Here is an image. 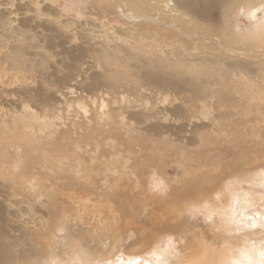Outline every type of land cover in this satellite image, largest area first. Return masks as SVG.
Here are the masks:
<instances>
[{
    "label": "rangeland",
    "instance_id": "374dc122",
    "mask_svg": "<svg viewBox=\"0 0 264 264\" xmlns=\"http://www.w3.org/2000/svg\"><path fill=\"white\" fill-rule=\"evenodd\" d=\"M221 2L198 17L195 9L184 11L193 17V24L188 15L178 12V24L169 20L165 25L142 20L143 16L152 18V13L136 11L130 0L122 4L116 0H0V143L4 146L0 150V227L10 237L4 239L5 244L0 242L10 257L15 253L10 250L19 253L34 244L38 249L35 258L43 264L56 258L55 251L66 261L77 249L98 254L88 255L89 264H151V252L138 258L126 253L138 242L146 241L149 247L162 239V250L170 242L177 254H195L204 264H212L210 258L219 264L222 254L225 264L264 263L254 251L257 237L264 233V222L251 223L248 216L240 220L236 211V198L240 197L245 203L242 212L264 209L259 205L264 204L263 195L255 192L264 183V178L257 182V176L264 175V49L236 50L253 55L230 56L226 50H232L231 42L224 31L228 26L232 32L245 34L263 22L264 4L253 14V9H247L251 2L248 7L245 0ZM195 26L205 31L207 42L193 38L203 35ZM135 30L152 34L151 39L142 40L149 47L145 46L146 52L154 48L172 59L185 52L207 57L201 67L192 65V71L182 74L181 79L191 86L161 90L144 82L143 69H138L142 47L125 42L136 35ZM105 33L113 40L110 48L97 44ZM239 63H244L243 70L224 75L227 65ZM81 65L90 69L85 78L77 80L74 92L67 94L65 87ZM239 77L245 85L237 83ZM142 113L141 117H147L138 119ZM96 115L104 117L99 120ZM13 120H19L16 127ZM107 167L111 170L106 171ZM116 169L133 176L132 188L121 183L116 191L112 177L92 193L65 182L56 186L60 177L74 173L92 178L101 176L102 170L110 174ZM197 174L205 176L202 183L185 180ZM16 176L29 182L24 191L8 187ZM156 176H161L160 191L150 193L148 179ZM181 179L187 182L181 181L185 192L199 194L200 187L211 186L213 193L207 197L199 194L204 196L188 204L176 191ZM15 185L21 186L19 182ZM85 196L89 201L82 199ZM202 200L211 211L204 209ZM223 201L230 203L225 217L217 212ZM94 203L100 213L104 210L102 222L116 216L112 225L120 230L115 235L123 245L119 244L114 255L107 254L113 238L105 236L96 218L84 214L78 218L82 223H75L78 208ZM59 206L69 220L61 232ZM152 214L166 215V220L154 222L149 219ZM21 262L17 256L6 264Z\"/></svg>",
    "mask_w": 264,
    "mask_h": 264
},
{
    "label": "bare ground",
    "instance_id": "6f19581e",
    "mask_svg": "<svg viewBox=\"0 0 264 264\" xmlns=\"http://www.w3.org/2000/svg\"><path fill=\"white\" fill-rule=\"evenodd\" d=\"M101 1V0H99ZM116 1H119L122 3H125L126 0H116ZM243 1V0H242ZM246 4L245 6H249L250 2L252 5V7H248V11H250L251 9H253L252 11L250 12H254L256 11V8L257 6L259 5H262L264 4V0H245ZM111 2V1H110ZM131 3V6L134 7V9L138 12H142L144 13V15H147L149 13H152V18H149L147 17L146 19H144V16L142 17V20H146V21H155L156 23L158 24H165V25H168L166 24L167 21L171 20L173 25L174 24H178L176 21H177V18L175 19L176 17V13L178 12H183L185 13V15L187 16L188 15V22H190L191 24H193V17L191 15H189L187 12H184V11H187L189 9H195V11H197V14L196 16L198 17L199 16V13L201 12H205L206 8L208 7H215V6H218V5H221L220 2L221 0H130ZM94 3V2H93ZM222 3V2H221ZM243 3V2H242ZM241 3V4H242ZM253 3V4H252ZM243 4V6H244ZM124 5V4H123ZM242 8L246 9V7L244 6ZM122 7V6H121ZM262 8L264 9V5L262 6ZM258 9V8H257ZM236 10V8H235ZM144 11V12H143ZM262 12V11H261ZM256 13V12H255ZM234 14V13H233ZM264 14V12H262V15ZM40 16V15H39ZM254 16V15H253ZM258 16V15H257ZM264 17V16H262ZM261 19V18H260ZM263 19V18H262ZM232 21H234L232 19ZM257 21H260V20H257ZM256 21V23H257ZM154 22V23H155ZM227 23L228 20H227ZM235 23V22H234ZM254 24V23H253ZM229 25V24H228ZM250 25V24H249ZM247 25V27L249 26ZM255 27L247 30L246 32L244 31L245 34L241 33V31H234L232 32L229 27L227 26V29L224 30L226 35L227 36V41H230L231 42V48L232 50L228 49L226 50L227 53L230 55V56H239V57H244V56H249V55H253V54H249V53H242V52H236V50H258V51H263L261 49H264V21L259 23L258 25H254ZM176 27V25H175ZM246 27V28H247ZM240 28V27H239ZM194 29V28H193ZM243 29V28H242ZM180 31V30H179ZM195 31L198 32H203L201 35L200 33H198L196 35V37H193V38H201L203 40H205L206 42L208 41V37L207 36H204L205 35V31L197 26H195ZM136 32V35L133 36L130 40L128 41H125L128 43V45H137V48L139 47H142L141 48V52H143L142 54V57L139 58L140 59V64L138 66V69L140 70L143 69V70H140V75H141V78L143 79L144 82H146L148 85H154V86H157L159 87L161 90H163L164 88H173L177 91H179V89H181V87H188L191 82L187 81L186 79L183 80L181 79V76L183 73H186L188 71H192L194 68H192L191 66L194 65V67H201L200 65L204 62L207 61V57H205L202 53H199V54H190L188 52H185L184 54H174V58L175 59H172L170 58L168 55H160L158 54V50L157 49H151V50H148L147 52L144 50L146 44L144 42H142L143 39H151V35L150 32H141L139 30H135ZM182 32V31H181ZM157 34V33H156ZM100 38V36H99ZM99 40V39H98ZM97 40V44H99L101 47H111L114 43H113V40L109 37V35H107L106 33L103 34L100 38V40L98 41ZM158 41V39H155V38H152V42L154 41ZM211 41L214 42V39L213 38H210ZM224 40V39H223ZM155 42V43H157ZM225 42V40H224ZM148 44V42H147ZM207 44V43H205ZM146 48H149L148 45L146 46ZM140 50V49H138ZM144 50V51H143ZM146 52V53H144ZM142 59V61H141ZM198 63V64H196ZM186 65H190L189 67L186 66ZM243 67H244V63H239V64H234V65H227V67L225 68V70L223 71L224 75L225 74H228V73H232L231 71H234L237 69V71H240V70H243ZM90 67L87 66V65H81L77 68V71L75 73V76L72 78V81L69 83V85L66 88V90L64 92H66L67 94H72L74 92V89L76 88V84H77V80L80 78V79H83L85 78V76L87 75L88 71H89ZM206 72L205 71H202L201 74H205ZM222 72L220 73L221 75L223 74ZM207 74H209V72H207ZM165 76H168V77H172L174 79H167ZM238 79H241V81H237L238 84H240V86L242 85H245V82L242 80L241 77H239ZM191 86V85H190ZM76 92V91H75ZM65 93V94H66ZM57 98V97H56ZM52 99L54 100L55 97L53 96ZM123 101V99H120ZM39 102V100L36 101V103ZM41 105V104H39ZM144 114H140L138 119H144L146 118L147 116H144V117H141L143 116ZM104 117V115H96V118L101 120L102 118ZM153 118L151 115L148 117V118ZM147 118V119H148ZM155 119V118H154ZM14 121V126L15 124H17L16 122H18L19 120H13ZM21 123V121H20ZM19 123V124H20ZM44 126V125H43ZM16 127V126H15ZM41 127V126H40ZM50 131V130H49ZM14 132V131H13ZM24 132V131H22ZM27 133V132H26ZM43 133V132H42ZM24 134V133H23ZM26 135V134H24ZM50 135V134H49ZM52 135V133H51ZM18 137V136H16ZM33 137V136H32ZM46 137V136H45ZM30 138V136H29ZM34 138V137H33ZM20 139V138H19ZM27 139V138H26ZM51 141V140H50ZM11 144V143H10ZM26 145V144H25ZM9 146V145H8ZM2 147L3 146V143H0V150H2ZM22 147V146H21ZM9 148V147H7ZM10 148L13 149L12 145H10ZM16 148V147H15ZM14 148V149H15ZM25 148V147H24ZM26 149V148H25ZM4 150V149H3ZM17 150H18V147H17ZM22 150V149H21ZM30 150V149H29ZM14 151V150H13ZM2 152V151H1ZM21 152V151H20ZM11 153V152H10ZM19 153V152H18ZM27 154V153H26ZM9 155V154H8ZM21 155V154H20ZM10 156V155H9ZM28 156V155H27ZM44 156V155H43ZM5 158V157H3ZM2 161V160H1ZM6 163V162H5ZM5 165V164H4ZM76 165V164H75ZM8 166V165H7ZM105 166V165H104ZM9 167V166H8ZM76 167H79L78 163L76 165ZM2 168H5V167H2ZM61 168H65V163L64 165H61ZM6 169V168H5ZM108 170H111V168H108L106 169V171ZM58 173L61 172V173H65L64 171H60L58 170L57 171ZM99 172V171H98ZM7 173V171H6ZM124 172H122L121 170H118L116 169L115 171L113 172H110V174H108V172H103L102 170V175L100 176V174H97L95 175L94 177H90V178H86V176L82 173H74V174H71L73 176H70V177H67V176H64V177H60L61 179L59 181H57L58 183L56 184L57 187L60 188V183L59 182H65L66 186L67 185H71L73 187H76V188H83L84 190H87L88 192L92 193V192H95L98 188L97 186L100 185L101 182H108V177H112L114 178V184H113V187L115 188V190L117 191V189H119L118 185L123 183V185L125 187H131L132 185V178L133 176L130 174V175H124L123 174ZM150 173V172H149ZM91 174V173H90ZM94 174V173H92ZM187 174V173H186ZM89 174H87L88 176ZM152 175V174H151ZM155 175V174H154ZM180 174L177 173V176H179ZM185 175V174H184ZM258 175V174H257ZM256 175V176H257ZM2 176V175H0ZM91 176V175H90ZM142 176V175H141ZM186 176H189V175H186ZM18 176H16L17 178ZM158 176L156 177H152L150 179H148V186H149V191L150 193H156L158 191H160L159 189L161 188V184H162V181H161V176L160 178H157ZM184 177V176H183ZM193 177V178H191ZM191 177H188L187 179H185L187 182H189L190 184L191 183H194V184H197V183H202L203 180L205 179V176L203 175H192ZM9 178V177H8ZM15 178V179H16ZM66 178V179H65ZM264 178V175L262 174H259L257 176V182L261 181L262 179ZM14 179V177H13ZM11 179L10 182L8 183V187H12L14 189H18L20 191H24L25 187L27 186V184L29 182L25 181V180H22V178H17L16 180H13ZM164 179V177H163ZM18 180V181H17ZM68 180H70V182H68ZM124 180V182H123ZM185 181L184 179H181L179 181V185L177 184L176 186H179L178 189L176 190L177 191V194H179V198L182 200H188V204H189V201L192 202L193 199H197V197H202L204 195H199V194H205L206 197L210 194L213 193V190L212 188L210 187H200L201 190V193L199 192V194H190L191 191H188V192H185V190H181L183 188V183H181V181ZM197 180H201L200 181H197ZM253 180V179H252ZM126 181V182H125ZM142 181V180H141ZM185 181V182H186ZM254 181V180H253ZM256 181V180H255ZM16 182H19L21 184V186H16ZM143 182V181H142ZM145 182V181H144ZM167 182V181H166ZM186 182V183H187ZM146 183V182H145ZM1 184H3V181L1 182L0 181V186ZM5 184V183H4ZM103 185V184H102ZM257 185V184H256ZM34 187L37 186L36 184L33 185ZM166 186V185H165ZM227 187V186H226ZM229 187V186H228ZM257 189H255V192H257L258 194H261L263 195L262 197H264V183L262 185H259V186H256ZM255 187V188H256ZM32 188V186H31ZM112 188V186H110V189ZM234 188V187H233ZM199 189V190H200ZM215 189V188H214ZM226 189V188H225ZM112 190V189H111ZM125 190V189H124ZM129 190V189H128ZM224 190V189H223ZM230 190V189H229ZM234 190V189H233ZM114 191V190H113ZM148 191V190H147ZM198 191V190H196ZM219 191V190H218ZM83 193V191H81ZM115 192V191H114ZM129 192V191H128ZM181 192V194H180ZM184 192V193H183ZM216 192V191H215ZM226 192V191H224ZM81 193V194H82ZM120 193V192H119ZM187 193V194H186ZM197 193V192H196ZM221 193V192H220ZM219 193V194H220ZM228 193V192H227ZM233 193V191H232ZM230 195V193H228ZM243 194V193H242ZM84 195V194H83ZM88 195V193H87ZM91 195V194H90ZM239 195H241L239 193ZM248 195V194H247ZM94 196V195H93ZM214 196V195H213ZM243 197H245V195H241ZM254 196V195H253ZM64 197V196H63ZM103 197V196H102ZM219 197V196H218ZM231 197V196H230ZM242 197V198H243ZM104 198V197H103ZM205 197H203L204 199ZM211 198H213L211 196ZM210 198V199H211ZM241 198V197H240ZM240 198H236V206L238 209H236V211H238V215L240 216V220H243L245 217L243 216H248L246 219L251 222V223H256V224H260V223H263L264 222V209L263 211H259L258 209H247L245 210L244 212H242V210L244 209V198L243 200L240 199ZM249 198L251 199V197L249 196ZM259 198V197H258ZM82 199H85L86 201H89L90 197H83ZM201 199V198H199ZM209 199V197L207 198ZM220 199H223V198H220ZM247 199V198H246ZM248 199V200H250ZM95 200V199H94ZM105 200V198H104ZM108 200V199H107ZM213 200V199H212ZM214 200H215V197H214ZM230 200V198H229ZM247 200V201H248ZM254 200V199H252ZM263 200V199H262ZM198 201V200H197ZM200 201V200H199ZM207 201V200H206ZM216 201V200H215ZM97 202H100V201H97ZM96 202V203H97ZM183 202V201H182ZM196 202V201H195ZM211 202H214V201H211ZM210 202V203H211ZM227 202V200L225 201ZM223 201V205H221V203L219 204L220 207H218V210L217 208L215 207V210H217L218 213H222V215H224V217L226 216L225 213L227 214L228 209L229 208V205L230 203H228L229 205H225V203ZM249 202V201H248ZM185 203V202H183ZM202 203H205V201L202 200ZM200 203V204H202ZM247 203V202H246ZM251 203V201H250ZM253 203V202H252ZM264 203V202H263ZM199 204V202H198ZM197 204V205H198ZM202 205V206H205V205ZM213 204V203H211ZM218 204V203H217ZM107 205V203H106ZM191 205V204H190ZM193 205V204H192ZM214 205V204H213ZM216 205V204H215ZM214 205V206H215ZM250 204L246 205L249 206ZM259 205H262L264 207V204H259ZM189 206V205H188ZM195 206V205H193ZM193 206H190L193 208ZM235 206V204L233 205ZM261 206V207H262ZM101 207V206H100ZM262 207V208H263ZM98 208L99 206L97 204H93L91 206H87V205H82L78 208V212H77V216L76 218H74L75 220V223H82L81 222V219L79 220L78 218H80L82 215H90L91 217L93 218H96L97 221L100 223V226L101 228H103V231L106 233L105 236L108 237V238H113L112 242L109 244V250H108V255H114V253L119 249V244L120 245H123L122 242L120 241V238L118 239L115 235V232L116 233H120V230H114L115 228H113V223L116 219V216L114 214L112 220L113 221H104L103 222L100 220V216H101V213L104 211H102L101 213L98 211ZM196 208V207H194ZM199 206L197 207V210H198ZM202 208V207H201ZM201 208H199V211L201 210ZM214 208V207H213ZM188 209V208H187ZM206 211H209L210 210V206H209V203L205 206ZM58 211V214L56 212V214L58 215V219L61 217V220H62V223L60 224V226L58 227V231L61 232L62 231V228H63V225L67 224L69 222V220L67 219V216L64 215V207L63 206H59V208L57 209ZM102 210V209H101ZM193 210V209H191ZM191 210H189L191 212ZM214 210V209H213ZM213 210H212V214H213ZM196 211V210H195ZM211 211V210H210ZM227 211V212H226ZM0 212H1V209H0ZM193 212V211H192ZM191 212V214H192ZM198 212V211H197ZM167 213V212H166ZM200 213V212H199ZM197 213V214H199ZM204 213V211H203ZM207 213V212H205ZM216 213V212H215ZM214 213V214H215ZM55 214V215H56ZM106 214V213H105ZM208 214V213H207ZM211 214V215H212ZM229 214V213H228ZM153 217L152 218H149V219H152L154 222L157 221V222H164L166 220L165 216L160 214V215H156V214H152ZM151 215V216H152ZM170 215V214H169ZM210 215V214H208ZM217 215V214H216ZM199 216V215H198ZM218 216V215H217ZM220 216V217H221ZM70 217V216H69ZM109 217V216H108ZM149 217H150V214H149ZM207 217V216H206ZM223 217V218H224ZM238 217V216H237ZM55 218V217H54ZM71 218V217H70ZM56 219V218H55ZM54 219V221H55ZM90 219V218H89ZM104 219V218H103ZM95 220V219H94ZM0 221H1V218H0ZM52 221V223L54 222ZM244 222V221H243ZM130 225V224H129ZM132 225V224H131ZM126 226V225H125ZM53 227V226H52ZM57 227V226H56ZM65 227V226H64ZM256 228V227H255ZM254 228V229H255ZM56 229V228H55ZM133 229V228H132ZM54 230V229H53ZM135 230V229H134ZM139 235L141 234V232H139L137 229L136 231ZM39 233V231H38ZM258 233V232H257ZM260 233V231H259ZM258 233V234H259ZM262 233V232H261ZM46 234V232L44 233ZM132 234V232H130V235ZM118 236V235H117ZM259 236V235H258ZM7 238H10L8 236L5 235V231L0 227V239L2 240V242L4 241V239H7ZM145 238V237H144ZM101 239V238H100ZM141 238H139V241L141 242L140 240ZM105 240V239H104ZM124 240V238H123ZM147 240V239H146ZM257 246L255 245V254L257 256H261L264 258V233L262 234V237H257ZM156 241V239H155ZM248 242V241H247ZM255 243V241H253ZM152 243V241H151ZM154 243V242H153ZM152 243V244H153ZM4 244H5V241H4ZM0 245H1V242H0ZM88 243L87 242H82V246L83 247H86L88 249L91 250V248H89V246H87ZM97 245H100L101 247V244H97ZM136 248H129L130 250L126 253L128 254V256H139L140 254H147L149 252H151V264H204L202 261H200L196 256L195 254H184V255H179L177 254V251L176 249H174V247L172 246V243L170 242H167L165 243L164 245L166 246V249L165 250H162V239H159L158 241L155 242V244L152 246V247H148V244H146V241L144 242H141L139 244V242L136 244ZM135 246V245H134ZM133 246V247H134ZM237 246V245H236ZM249 246V245H248ZM253 245H251L252 247ZM93 247V246H92ZM204 248V247H203ZM203 248H201L203 250ZM225 248V247H224ZM7 249V248H6ZM6 249L4 248V245L2 244L0 246V264H6L8 262V260H10V258L12 259H16L17 256H18V259H21V263L20 264H43V262H40L38 261V259H36L35 257H37V251L38 249L36 247H34V244H30L28 245L27 249L24 251V248L23 250L19 253H17V250H10L14 253V255L12 257L9 256V254L6 252ZM247 249V248H246ZM51 250V248H50ZM49 249H47V252L50 251ZM95 251V245H94V249ZM102 250V249H101ZM104 250V249H103ZM102 250V251H103ZM123 250V249H121ZM128 249H126L127 251ZM193 250V249H192ZM199 250V249H198ZM197 250V251H198ZM212 250V249H211ZM209 251L212 252V251ZM99 251V250H98ZM189 251V250H188ZM206 251V250H205ZM225 251V249H224ZM232 251V250H231ZM107 252V251H106ZM202 252V251H201ZM215 252V251H213ZM219 252H221L219 250ZM57 253V254H56ZM90 253V254H89ZM105 253V252H104ZM192 253V252H191ZM194 253V252H193ZM196 253V252H195ZM225 253V252H223ZM91 254H96V256L98 255L97 253H92V252H89L88 250H86V253L81 251L80 249H77L76 250V253L74 254H69V259L66 258L67 260L66 261H63V259H61V253L55 251L54 253V256L56 257L54 260H51L48 264H89V258H88V255L91 256ZM213 254V253H212ZM219 254V253H218ZM222 254V253H221ZM228 254V253H227ZM253 254V253H252ZM107 255V257H108ZM201 255V254H200ZM211 255V254H210ZM216 255V254H215ZM223 255V254H222ZM219 256V261L218 263L219 264H225L224 263V257L223 256ZM255 255V256H256ZM95 256V257H96ZM141 256V255H140ZM143 256V255H142ZM206 256V255H205ZM225 256V255H224ZM254 256V255H253ZM21 257V258H20ZM92 257V256H91ZM94 257V258H95ZM99 257V256H98ZM97 257V258H98ZM105 256V258H107ZM113 257V256H112ZM202 258H204L203 256H201ZM215 257V256H214ZM218 257V255L216 256ZM215 257V258H216ZM226 257V256H225ZM228 257V256H227ZM226 257V258H227ZM63 258V257H62ZM102 258V257H101ZM109 258V257H108ZM128 258V257H127ZM138 258V257H137ZM141 258V257H140ZM148 257H146L147 259ZM35 259V261H34ZM42 259V257H41ZM44 259V258H43ZM48 259V258H47ZM75 259H78L79 262L81 263H78L76 262ZM93 259V258H91ZM100 259V258H99ZM142 259L144 260L145 258L142 257ZM228 259V258H227ZM226 259V260H227ZM261 259V258H260ZM75 260V261H74ZM139 260V259H138ZM148 260V259H147ZM202 260V259H201ZM204 260V259H203ZM209 260V258H208ZM208 260H204V261H208ZM210 260H212V258H210ZM209 262H212V264L215 262L213 261H210ZM38 261V262H36ZM42 261V260H41ZM103 261V260H102ZM107 261V260H106ZM111 261V260H110ZM217 261V260H216ZM256 261V260H255ZM66 262V263H64ZM98 263H101L99 261H97ZM149 262V261H148ZM208 262V263H209ZM228 262V260H227ZM226 262V263H227ZM91 263V262H90ZM93 263V262H92ZM96 263V262H95ZM111 262H109L110 264ZM133 263V262H132ZM131 263V264H132ZM216 263V262H215ZM263 263V262H261ZM45 264V262H44ZM150 264V262H149ZM229 264V262L227 263ZM231 264V263H230ZM264 264V263H263Z\"/></svg>",
    "mask_w": 264,
    "mask_h": 264
}]
</instances>
